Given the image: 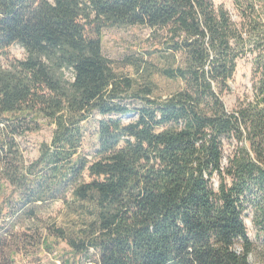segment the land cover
Masks as SVG:
<instances>
[{"label": "trees", "instance_id": "trees-1", "mask_svg": "<svg viewBox=\"0 0 264 264\" xmlns=\"http://www.w3.org/2000/svg\"><path fill=\"white\" fill-rule=\"evenodd\" d=\"M235 2L240 21L212 0H0V53L26 50L0 67V120L13 134L41 118L55 126L30 163L15 141L0 140V180L31 216L46 203L71 205L69 197L82 204L79 226L53 232L75 257L264 264L245 220L253 206L264 221V0ZM115 25L151 28L160 40L153 52L169 63L128 56L142 74H120L102 47L104 28ZM248 53L255 101L229 112L221 94ZM155 72L181 86L158 94ZM95 112L103 117L90 160L80 153L82 123ZM224 138L236 142L227 163Z\"/></svg>", "mask_w": 264, "mask_h": 264}, {"label": "rangeland", "instance_id": "rangeland-1", "mask_svg": "<svg viewBox=\"0 0 264 264\" xmlns=\"http://www.w3.org/2000/svg\"><path fill=\"white\" fill-rule=\"evenodd\" d=\"M215 7H224L240 21L235 0H212ZM159 39H155L153 30L144 25H115L106 26L102 34V47L104 54L115 61V67L120 74L139 77L142 73L130 65L126 58H139L147 60L150 66L154 63L163 66L169 60L162 58L156 52ZM8 54V55H7ZM7 54L0 53V67L6 68L12 59H23L26 50L20 44H13L8 48ZM254 55L248 53L242 57L234 76L229 80V90L221 94V98L229 112H235L240 106L255 101L257 78L254 71ZM146 74V71H144ZM157 93L167 95L178 89L181 82L171 80L155 72L153 74ZM142 102L135 101L134 106H141ZM103 116L93 113L82 123L84 139L80 153L83 157L93 160L99 144V121ZM137 112L122 116L124 122L136 120ZM35 124H24L13 134L11 129L5 128V121L0 120V140L15 141L23 153L27 163L35 160L40 154L43 142H50L55 126L41 118ZM12 125L13 122L11 121ZM22 123V122H21ZM225 158L227 163L236 147L235 140L224 138ZM219 177L215 178V185H219ZM14 187L5 179L0 180V264H64L65 260H73L74 264H97L98 253L91 250L88 257H75L68 243L58 238L53 232L54 228L71 229L79 226L87 215L82 204L75 203L69 197L71 205L63 200L46 203L36 208L34 216L29 214L30 206H23L18 193L10 194ZM260 196L254 193L253 198ZM10 198V199H8ZM23 207V208H21ZM257 219L255 208L252 206L245 216L249 235L258 244L259 250H264V221ZM260 252V251H259ZM90 258V259H86ZM256 262L255 258H252Z\"/></svg>", "mask_w": 264, "mask_h": 264}]
</instances>
